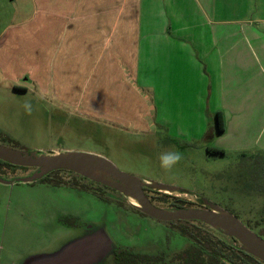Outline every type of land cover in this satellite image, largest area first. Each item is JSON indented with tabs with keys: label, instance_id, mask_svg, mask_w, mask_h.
<instances>
[{
	"label": "crops",
	"instance_id": "crops-1",
	"mask_svg": "<svg viewBox=\"0 0 264 264\" xmlns=\"http://www.w3.org/2000/svg\"><path fill=\"white\" fill-rule=\"evenodd\" d=\"M27 4L0 35V78L14 90L155 138H211L222 156L264 165V0Z\"/></svg>",
	"mask_w": 264,
	"mask_h": 264
},
{
	"label": "rangeland",
	"instance_id": "rangeland-1",
	"mask_svg": "<svg viewBox=\"0 0 264 264\" xmlns=\"http://www.w3.org/2000/svg\"><path fill=\"white\" fill-rule=\"evenodd\" d=\"M27 3L28 0H0V35L29 12ZM26 104L31 105L30 113ZM164 135L155 138L102 120L93 121L74 109L45 103L33 92L15 91L12 83L0 78L3 145L104 156L122 171L177 186L218 204L264 238L262 156L255 154L252 158V154L245 156L230 150L224 156L212 155L207 152L214 145L211 138L167 140ZM169 150L179 151L182 160L171 171H165L158 157ZM1 175L13 180L26 173L13 169ZM106 194L109 200L104 202L92 194L42 182L0 183V264H20L30 255L59 249L72 238V231L63 223V218L70 219V215L103 227L116 248L156 254L179 252L191 244L171 224L128 207L131 202L119 193L108 190ZM185 198L192 206L197 205L193 198Z\"/></svg>",
	"mask_w": 264,
	"mask_h": 264
},
{
	"label": "water",
	"instance_id": "water-1",
	"mask_svg": "<svg viewBox=\"0 0 264 264\" xmlns=\"http://www.w3.org/2000/svg\"><path fill=\"white\" fill-rule=\"evenodd\" d=\"M0 161L35 170L27 177L13 180L0 178L2 184H31L54 171H70L118 192L124 199L131 202L134 209L157 221L165 223L201 222L227 238L237 240L243 252L264 263V238L246 226L233 213L185 189L122 171L104 156L75 151H29L0 143ZM146 188L182 198H193L202 207H159L146 195ZM113 249V241L106 230L96 228L69 241L58 250L30 255L20 264H101Z\"/></svg>",
	"mask_w": 264,
	"mask_h": 264
},
{
	"label": "trees",
	"instance_id": "trees-1",
	"mask_svg": "<svg viewBox=\"0 0 264 264\" xmlns=\"http://www.w3.org/2000/svg\"><path fill=\"white\" fill-rule=\"evenodd\" d=\"M15 90L26 92L19 88ZM217 117L218 129L222 132L220 115ZM207 152L212 155L224 154L222 150L211 148H207ZM0 163L12 166L3 161ZM151 192L158 195L152 196L151 200L159 207L186 208L192 206V202L185 198L157 191ZM170 224H173L182 236L190 240L191 244L185 250L166 256L162 253L150 255L128 248H119L106 260V264H264L243 252L237 240L227 238L201 222L178 221Z\"/></svg>",
	"mask_w": 264,
	"mask_h": 264
},
{
	"label": "flooded vegetation",
	"instance_id": "flooded-vegetation-1",
	"mask_svg": "<svg viewBox=\"0 0 264 264\" xmlns=\"http://www.w3.org/2000/svg\"><path fill=\"white\" fill-rule=\"evenodd\" d=\"M20 93H24V92H20ZM13 169H22L26 173L25 177L30 176L35 171L34 169H30V168L18 167V166H13V165L12 166H7L5 164L0 163V178L4 179L3 175H1V173H8L10 171H13ZM37 182H42L44 185H49V186H54V187H65V188H69L71 190H77V191H80V192L92 194V195L97 196V198H99L100 200H102L104 202L109 200L106 197L107 196L106 191L112 190V189H110L108 187L102 186V185H100L98 183L90 181V180H88L86 178H83V177H81L79 175L74 174L73 172L66 171V170L54 171V172L50 173L49 175H47L46 177H44L43 179H41V180H39ZM34 183H36V182H34ZM34 183H31V184H34ZM24 184H26V183H24ZM112 191H114V190H112ZM151 191H153V190H150V189H147V188L145 189V193L150 198V200H151V197L152 196L154 197V195H155V193H152ZM121 203H122L121 206H125L126 207V205L123 202H121ZM128 207L133 208L131 206H128ZM191 207L200 208V207H202V205L201 204H197V205H193ZM186 208H189V207H186ZM137 212H139V211H137ZM139 213L142 214L141 212H139ZM144 216H146V215H144ZM63 219H64L63 223H64L65 226H68L69 232L72 231L71 240H73V239H75L77 237H80V236H82V235H84L86 233H89V232H91L92 230H94L96 228H103V227H100V226H98L96 224H93V223H91V224L90 223H85V222H83L81 220V217H79V216L70 215V219L69 218H63ZM171 226H172V228L177 229L173 224H171ZM260 235L261 234H259V236ZM71 240H69V241H71ZM68 242H66V243H68ZM113 246H114L113 251L110 253V255L101 264H106V260L113 254V252H115L116 250H119V248H116L114 242H113ZM185 249H183V250H185ZM132 250H134V249H132ZM183 250H181V251H183ZM139 253H142V252H139ZM161 253L165 254L166 256H170V255H172L174 253H177V252L166 253V252L162 251V252H159V253H156V254H150V255H158V254H161ZM144 254H148V253H144Z\"/></svg>",
	"mask_w": 264,
	"mask_h": 264
},
{
	"label": "clouds",
	"instance_id": "clouds-1",
	"mask_svg": "<svg viewBox=\"0 0 264 264\" xmlns=\"http://www.w3.org/2000/svg\"><path fill=\"white\" fill-rule=\"evenodd\" d=\"M26 110L30 113L31 105H25ZM160 167L165 171H171L181 160L182 154L179 151H164L159 155Z\"/></svg>",
	"mask_w": 264,
	"mask_h": 264
}]
</instances>
